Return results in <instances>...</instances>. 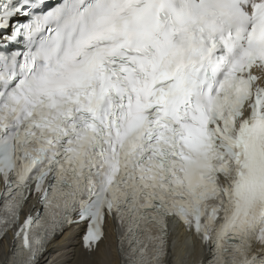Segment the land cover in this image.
Here are the masks:
<instances>
[{
	"label": "snow or ice",
	"instance_id": "6c2138e0",
	"mask_svg": "<svg viewBox=\"0 0 264 264\" xmlns=\"http://www.w3.org/2000/svg\"><path fill=\"white\" fill-rule=\"evenodd\" d=\"M72 228L76 264H264V0H0L3 264Z\"/></svg>",
	"mask_w": 264,
	"mask_h": 264
},
{
	"label": "bare ground",
	"instance_id": "6f19581e",
	"mask_svg": "<svg viewBox=\"0 0 264 264\" xmlns=\"http://www.w3.org/2000/svg\"><path fill=\"white\" fill-rule=\"evenodd\" d=\"M34 202H30L28 207H32ZM78 230L72 229L67 231L63 236L56 239L53 244L48 248L47 253L42 259L40 264H76V262L82 259L81 255V240L77 237ZM183 233H181V238L177 240L174 237V243H178L183 246ZM12 237L8 239V246H11ZM189 243H191L189 241ZM194 253L192 260H199L203 257L205 251L202 249L198 243H194ZM4 250L0 248V264H3ZM117 259L114 247L112 248L109 256L110 264H115ZM171 259V257H170Z\"/></svg>",
	"mask_w": 264,
	"mask_h": 264
}]
</instances>
